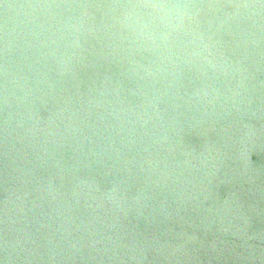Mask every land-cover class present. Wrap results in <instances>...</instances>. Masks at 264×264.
I'll list each match as a JSON object with an SVG mask.
<instances>
[{
	"label": "water",
	"instance_id": "95a60500",
	"mask_svg": "<svg viewBox=\"0 0 264 264\" xmlns=\"http://www.w3.org/2000/svg\"><path fill=\"white\" fill-rule=\"evenodd\" d=\"M0 264H264V0H0Z\"/></svg>",
	"mask_w": 264,
	"mask_h": 264
}]
</instances>
